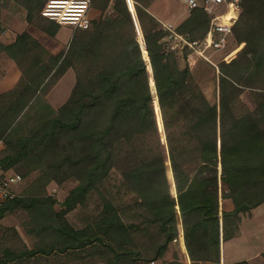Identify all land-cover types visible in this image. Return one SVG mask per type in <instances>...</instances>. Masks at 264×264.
Here are the masks:
<instances>
[{"label": "trees", "instance_id": "1", "mask_svg": "<svg viewBox=\"0 0 264 264\" xmlns=\"http://www.w3.org/2000/svg\"><path fill=\"white\" fill-rule=\"evenodd\" d=\"M47 1L0 0V17L12 6L27 25L55 38L61 26L41 16ZM112 1L90 0L103 15L86 30L74 29L58 53L27 31L0 42V62L10 59L19 72L0 91V165L31 177L22 196L0 205V220L27 212V232L39 240L21 251L0 242V264H42L38 259L51 255L86 264H185L160 118L186 264H221V242L237 237L242 216L264 204V0H241L232 39L245 46L219 65L217 103L167 49V33L149 12L153 0H130L150 66L126 0ZM211 23L198 6L175 31L202 40ZM70 69L75 83L55 108L46 96ZM246 91L253 109L243 102ZM66 180L76 184L56 211L45 188ZM77 207H92L80 227L67 219Z\"/></svg>", "mask_w": 264, "mask_h": 264}, {"label": "rangeland", "instance_id": "2", "mask_svg": "<svg viewBox=\"0 0 264 264\" xmlns=\"http://www.w3.org/2000/svg\"><path fill=\"white\" fill-rule=\"evenodd\" d=\"M112 2L113 1L110 0V3ZM131 8H132V4H131ZM222 10L223 9H221V11ZM18 11L19 10L15 11L14 8L7 11L8 13L13 12L16 15L11 20V25H12L11 29H13L14 31H20L22 29V31L29 32L33 37H35L43 46H45L51 52L58 53L66 49V45L68 41L70 40V37L74 30L72 27L62 26L59 32L57 33L56 37L52 38L46 35L45 33H43L42 31H40L35 26H29L26 23H24V25H21L19 20L23 21L24 19H23V15L21 14V12H18ZM110 11H111V8L109 7L108 10L105 11L104 15L110 14ZM149 12L153 16L156 17V19L161 24V27L163 28V30H164L163 25H171L174 31H175L176 26L182 23L181 22L178 25L176 24L178 21H180L178 20L179 16L181 15L188 16L189 14V11L186 8V5L184 4L183 0H153L149 7ZM89 13L91 16V20L93 21L99 20L100 17L103 15L102 12L95 7H91ZM3 16L4 18L7 16L6 12H3ZM165 33L167 32L165 31ZM195 41L199 42L201 40H195ZM166 44L168 45L169 42ZM244 46H245V43H238L236 42V40L231 38L228 44V47L223 53H214L211 51H206L205 56L208 57L217 66L219 70V65L221 63H224L223 57L225 54L233 50H236L237 53H236L235 58H237V56L243 50ZM176 50L179 51L180 49L177 47ZM173 53L176 55L179 61V64L181 66H184L185 63L183 62L181 55L177 51H173ZM196 63H197V67L190 71H192V73L195 75L196 80L199 83V86L202 89L205 96L207 97V99L211 103H217L218 97H219V91H218L219 73H217L213 65H211L204 59H198ZM11 67L14 69V71H12ZM18 77H19L18 70L10 59H5L4 61L0 62V91L1 92L10 89L16 83ZM74 83H75V73L73 70L70 69L62 76V78L57 82V84L47 94L46 96L47 101L53 107L58 108L68 98L69 93ZM242 99H243L244 104L248 108L253 109L254 102L249 92L246 91L243 94ZM9 171L17 173L13 169H9ZM30 179L31 177H27V179H24V180L22 178V182L13 190L14 197L22 196L23 191L26 188L27 183H29ZM111 179H112L111 185H114V188H113V192H114V190L116 189V186H115L116 180H115L114 175L112 176ZM75 184L76 183H74L73 181L66 180L60 184H57L56 182L52 181L46 186L45 195L57 201L56 205L54 206V209L56 211H60L63 209V207H61V204L67 197L69 191L75 186ZM223 194L224 193H222V195ZM221 204L223 208H225L226 210H230L232 208V205L230 201L228 200L222 201ZM91 208L85 209L82 207H77L75 210H73L67 215L68 221L71 224H73L75 227H80L83 223L84 216L89 212V209ZM27 221H28V215H27V212L25 211L16 209L14 211L6 213L5 216L0 220V242L3 243L4 246L6 245L10 246L13 249L18 250V251L24 250L26 248L27 249L34 248V246L37 243H39V240H38V237L32 236L27 232V229H26ZM238 236L236 238H238ZM257 242L247 243L243 239H238L236 240V242H232L226 245V248L227 249L235 248L237 252L240 251L238 253L239 259L252 256L253 257L251 261L252 264H264V261L262 259L254 258L253 256L254 254H252L251 252V248H252L251 245H255V244L261 245V243H263L262 240L257 241ZM178 243H179V240H178ZM248 245H250L251 248H249ZM181 254L186 264L187 261L186 259H184V252H182V250H181ZM40 261L42 264H86L85 261L77 260L75 258H72V259L66 258V257L55 258V256H52V255L47 257V259H44V258L38 259V262ZM150 264H159V263L155 262V263H150Z\"/></svg>", "mask_w": 264, "mask_h": 264}, {"label": "built area", "instance_id": "3", "mask_svg": "<svg viewBox=\"0 0 264 264\" xmlns=\"http://www.w3.org/2000/svg\"><path fill=\"white\" fill-rule=\"evenodd\" d=\"M126 2L128 5L131 4L130 0ZM183 2L188 11L198 6L202 7L212 16L211 26L206 36L198 42L191 40L189 36L176 33L171 25H163L167 32L166 41L169 42L167 49L177 51L189 70L197 67L198 59H204L219 73L217 66L205 56V52L223 53L226 50L232 38L233 26L240 14L241 0H183ZM89 11L90 0H48L41 10V16L60 26L86 30L92 21ZM177 47L180 52L176 50ZM236 53L237 51L233 50L225 54L223 61L229 63L236 57ZM1 147L0 143V150ZM21 182L22 177L19 174L5 170L0 165V205L14 198L13 190Z\"/></svg>", "mask_w": 264, "mask_h": 264}, {"label": "crops", "instance_id": "4", "mask_svg": "<svg viewBox=\"0 0 264 264\" xmlns=\"http://www.w3.org/2000/svg\"><path fill=\"white\" fill-rule=\"evenodd\" d=\"M12 9V6L8 9H3L1 12V17H0V22L3 27L2 33H0V42L2 43H10L13 41L16 33L23 32L22 29L20 31H14L11 29V20L13 17H15V13H8L7 11ZM3 12H6V17L4 18ZM187 16L181 15L179 16L180 21H178L176 24L178 25L179 23L183 22ZM18 21V20H17ZM21 25H24L26 23L24 20L20 21ZM62 27V26H61ZM35 38V37H34ZM36 39V38H35ZM50 51V50H49ZM51 52V51H50ZM54 53V52H52ZM12 68V67H11ZM12 71L14 69L12 68ZM19 73V72H18ZM18 80V79H17ZM238 239H243L245 242H257V241H263L261 245L255 244V245H248L249 248H251L252 254H254V258L256 259H262L261 258V253L264 252V204L257 207L255 210L251 211L250 214H246L242 216L241 223H240V231H239V236L238 238H232L226 242H221L220 245V262L221 264H230V263H235L239 261H247L249 264H252V256L251 257H246L239 259L238 258V253L235 248L227 249L226 245L232 242H236Z\"/></svg>", "mask_w": 264, "mask_h": 264}, {"label": "water", "instance_id": "5", "mask_svg": "<svg viewBox=\"0 0 264 264\" xmlns=\"http://www.w3.org/2000/svg\"><path fill=\"white\" fill-rule=\"evenodd\" d=\"M128 6L130 8V13H131V16H132V20H133V22H134V24L136 26L137 34L139 36L140 47H141L142 53L144 55V59L146 61V57H147V62H148V65L150 66L149 58L147 56V51L145 49V52H144L143 47L141 45V40L143 41V39L141 38L139 30L137 28V24H136V20H135L134 14H133V10L131 8V4L128 5ZM143 44H144V41H143ZM144 46H145V44H144ZM145 55H146V57H145ZM145 66H146V72H147V63L146 62H145ZM147 77H148L149 84L152 87L153 97H155L156 101H157V96H156V91H155V88H154V82H153L152 73H151V80H150V77L148 76V73H147ZM158 116L160 118L159 110H158ZM156 123H157L158 130H159V135H160V140H161V145H162V151H163V158H164V162H165V165H166V174H167L168 184H169V188H170L171 202H172V205H173V208H174V212H175V215H176V230H177L178 240H179V244H180L181 250H182V252H184V259H186V249H185L184 238L181 239V234H183V231L180 234V230H182V226H181V221H180L179 209H178V206L176 207L174 199H173V194H174V196H176V192H175V189H174V184H173V178H172L171 168H170V164H169V159H168V156H167V150H166V145H165V140H164V133H163V128H162V124H161V118H160V121H156ZM167 165H168V167H167ZM168 168H169V171H170V174H171V180H172L171 182H170V180L168 178ZM219 171H220V165H219Z\"/></svg>", "mask_w": 264, "mask_h": 264}]
</instances>
